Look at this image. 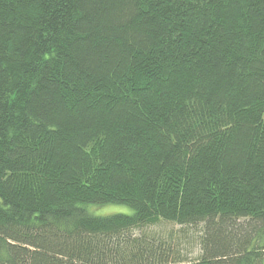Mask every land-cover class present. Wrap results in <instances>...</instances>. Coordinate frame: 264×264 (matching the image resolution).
<instances>
[{
  "label": "trees",
  "instance_id": "16d2710c",
  "mask_svg": "<svg viewBox=\"0 0 264 264\" xmlns=\"http://www.w3.org/2000/svg\"><path fill=\"white\" fill-rule=\"evenodd\" d=\"M0 264H264V0H0Z\"/></svg>",
  "mask_w": 264,
  "mask_h": 264
},
{
  "label": "rangeland",
  "instance_id": "374dc122",
  "mask_svg": "<svg viewBox=\"0 0 264 264\" xmlns=\"http://www.w3.org/2000/svg\"><path fill=\"white\" fill-rule=\"evenodd\" d=\"M97 216H109L113 214H132L133 209L125 205H105L96 206L94 210H90ZM137 235L150 234L161 237L173 236L177 241L181 242V249L188 256L189 260H195L200 255L199 238L202 234V225L200 227H183L173 223L160 221L155 225H151L142 230L135 231Z\"/></svg>",
  "mask_w": 264,
  "mask_h": 264
}]
</instances>
